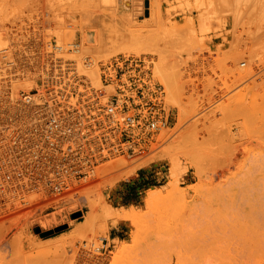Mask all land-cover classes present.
<instances>
[{"label": "rangeland", "instance_id": "rangeland-1", "mask_svg": "<svg viewBox=\"0 0 264 264\" xmlns=\"http://www.w3.org/2000/svg\"><path fill=\"white\" fill-rule=\"evenodd\" d=\"M262 29L264 0H0L1 145L27 128L20 93L59 66L99 85L101 65L140 57L168 110L144 154L102 162L77 198L3 196L0 264H247L234 215L249 189L264 202Z\"/></svg>", "mask_w": 264, "mask_h": 264}, {"label": "built area", "instance_id": "built-area-1", "mask_svg": "<svg viewBox=\"0 0 264 264\" xmlns=\"http://www.w3.org/2000/svg\"><path fill=\"white\" fill-rule=\"evenodd\" d=\"M50 72L55 79L47 76L20 93L27 128L12 130L0 147V201L6 195L19 204L33 194L44 202L73 198L102 162L144 154L146 141L167 126L161 86L140 57L101 65L99 85L75 67Z\"/></svg>", "mask_w": 264, "mask_h": 264}, {"label": "bare ground", "instance_id": "bare-ground-1", "mask_svg": "<svg viewBox=\"0 0 264 264\" xmlns=\"http://www.w3.org/2000/svg\"><path fill=\"white\" fill-rule=\"evenodd\" d=\"M254 22V21H253ZM252 23V22H251ZM248 24V23H247ZM246 24V25H247ZM244 25H245V23H244ZM260 27V26H259ZM246 28V27H245ZM255 28V27H254ZM261 28V27H260ZM250 28H248V30H249ZM247 30V31H248ZM254 30V29H253ZM262 30H264V29H262ZM250 31V30H249ZM255 31V30H254ZM257 31V30H256ZM255 31V32H256ZM255 32H253V33H255ZM248 33V32H247ZM246 33V34H247ZM251 33V32H250ZM260 33V32H259ZM262 34V33H261ZM250 35V34H249ZM248 35V36H249ZM252 35V34H251ZM252 37V36H251ZM254 37H255V35H254ZM254 37H252V38H254ZM61 38H62V36H61ZM236 39V38H235ZM234 39V40H235ZM49 46V45H48ZM51 46V45H50ZM58 46V45H57ZM63 46V45H62ZM65 46V45H64ZM67 46V45H66ZM65 46V47H66ZM49 48V47H48ZM53 49V48H52ZM50 50V49H49ZM53 51H55V50H53ZM56 52V51H55ZM72 56V55H71ZM70 56V57H71ZM87 79L89 80V78L87 77ZM165 79H166V77H165ZM47 80V79H46ZM161 80H163V79H161ZM166 80H168V79H166ZM166 80H165V82H163L164 84L166 83ZM90 81V80H89ZM164 81V80H163ZM168 81H170V80H168ZM91 82V81H90ZM163 84V85H164ZM168 84V83H167ZM166 84V85H167ZM169 84L170 85H172L171 84V82H169ZM168 84V85H169ZM170 85L169 86H166V87H168V88H171L172 89V87H170ZM169 90V91H172V90ZM20 97V96H19ZM177 105H179V104H177ZM176 105V106H177ZM179 108H181L182 106H178ZM179 108H178V111H179ZM25 109V108H24ZM181 114L183 113V111L181 112V110L179 111ZM185 112V111H184ZM177 116H179V117H177V119H179L180 121H181V118H182V123H183V117H180L181 115H179V113H178V115ZM185 118V117H184ZM22 119V118H21ZM178 121V120H177ZM21 122V121H20ZM179 123V125H180V122L178 121L176 124H178ZM181 123V124H182ZM26 124V123H25ZM177 126V125H176ZM15 129V127L12 125V129L10 130V131H12V130H14ZM0 147H1V144H0ZM187 154H189V153H187ZM191 155V154H190ZM192 156V155H191ZM190 156V157H191ZM196 158V157H195ZM195 160V159H194ZM197 160V159H196ZM191 161V160H190ZM199 160H197V162H198ZM193 162V164H195V163H197V162H194V161H192ZM197 164H195V166H196ZM197 167V166H196ZM199 168V167H198ZM261 168H264V154H258L255 158H254V160H253V171L254 172H258V171H260L261 170ZM79 189V188H78ZM78 189L76 190V195H75V197H73L74 199L75 198H77V196H78ZM250 191V192H249ZM249 194L247 195L246 194V196H245V198L243 199V200H241L240 201V204L237 206V212H236V214L234 215V222H235V219L237 220L236 222L238 223V226H240L239 224H242L241 226H243L244 225V227L246 228V232L244 233V235H243V240H244V244H245V246H244V250L246 251V257H247V259H248V261H247V264H264V202H262L261 201V198L260 197H255V199H254V201H253V189L252 190H250L249 189ZM154 194H157V193H155V191L154 190H149L148 191V193H147V197H146V199H145V201H147V202H145V203H147L146 205H149V203L148 202H150V201H153V200H156V198L155 197H153L154 196ZM153 198H155V199H153ZM153 199V200H152ZM150 200V201H149ZM87 202V201H86ZM153 203V202H152ZM90 204V203H89ZM92 204V203H91ZM153 204H151V206H152ZM90 207V206H89ZM89 209H91V208H89ZM88 213V212H87ZM91 213V214H90ZM89 214L90 215H92V212H90ZM90 215H86V216H88V217H84L85 219H83V221H82V227H83V225L84 226H90L92 223H93V221L94 220H92V218H91V216ZM135 216V214L134 213H127V214H125V215H123L122 217H123V219H130V220H132L133 218H135L134 217ZM91 219V220H90ZM95 219V218H94ZM134 220V219H133ZM133 220H132V223H133ZM237 225V224H236ZM92 227V226H91ZM89 228V227H88ZM208 241H205V244L207 243V245L209 244L210 245V243H208L209 242V239H207ZM237 240V239H236ZM235 243V242H234ZM208 245V246H209ZM235 247L233 248V249H235L234 250V252H236V253H238V252H240L241 250H240V248H239V246H238V241H236V243H235V245H234ZM123 247H125V246H123ZM123 247H121V248H123ZM210 247H211V245H210ZM119 249V253H120V255L124 252V251H126L127 250V248H123V251H122V249ZM122 252V253H121ZM128 252V251H127ZM118 253V254H119ZM125 253V252H124ZM123 253V255H126V254H124ZM118 254H117V256H118Z\"/></svg>", "mask_w": 264, "mask_h": 264}, {"label": "water", "instance_id": "water-1", "mask_svg": "<svg viewBox=\"0 0 264 264\" xmlns=\"http://www.w3.org/2000/svg\"><path fill=\"white\" fill-rule=\"evenodd\" d=\"M59 228H56V230H58ZM35 231L36 232H39V228H35ZM52 231L50 230V231H46V232H41L40 234H41V236H45V235H47V234H49V233H51Z\"/></svg>", "mask_w": 264, "mask_h": 264}]
</instances>
